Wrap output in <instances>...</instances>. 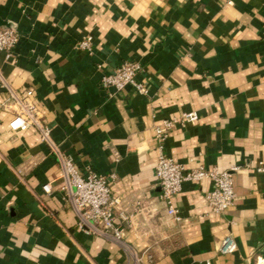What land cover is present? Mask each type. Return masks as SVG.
<instances>
[{
    "label": "crops",
    "instance_id": "crops-1",
    "mask_svg": "<svg viewBox=\"0 0 264 264\" xmlns=\"http://www.w3.org/2000/svg\"><path fill=\"white\" fill-rule=\"evenodd\" d=\"M0 21L19 35L13 59L0 53V264H264V0H0ZM123 61L139 64L144 93L102 86ZM27 89L49 143L8 126L11 93ZM164 120L176 123L160 140ZM159 152L186 169L236 167L232 206L212 212L211 182H184L172 218ZM57 153L113 176L121 238L77 228ZM226 235L236 249L220 254Z\"/></svg>",
    "mask_w": 264,
    "mask_h": 264
},
{
    "label": "built area",
    "instance_id": "built-area-1",
    "mask_svg": "<svg viewBox=\"0 0 264 264\" xmlns=\"http://www.w3.org/2000/svg\"><path fill=\"white\" fill-rule=\"evenodd\" d=\"M19 40L18 32L10 26H0V53H4L7 60L13 59V50ZM91 37L84 36L77 43L81 50L88 51ZM140 70L136 62L123 61L114 67L109 73L101 78L104 88L119 92L126 87L133 88L137 93H144L145 88L141 82H137L135 77ZM11 102L15 108V113L8 123L12 131L25 130L34 127L39 133L40 141L49 143V129L43 125L41 113L32 100L33 92L30 89L21 94L11 93ZM195 114H185L183 119L194 120ZM175 120H164L155 128V135L158 139L165 138L174 127ZM57 157L62 164V185L60 188L65 191L67 200L73 208L78 229L87 233L98 235H110L115 239L122 237L124 227L119 226L114 218V210L119 207L120 199L114 196L110 190L108 181L101 175L88 170L82 175L73 164L71 158ZM236 167L219 170L217 168L207 169L198 166L193 169H186L181 164L174 162L162 152H159L154 164V177L160 191L158 199L165 203L167 213L175 220H178L173 199L181 189L184 182H201L209 180L211 189L204 194V199L208 208L212 212L221 213L228 210L233 204L232 172ZM254 170L258 174L264 175V161L259 162ZM42 191L49 194L51 191L49 184H44ZM130 226L127 217H123ZM236 244L233 238L226 235L220 240L218 252L229 254L234 252Z\"/></svg>",
    "mask_w": 264,
    "mask_h": 264
},
{
    "label": "water",
    "instance_id": "water-1",
    "mask_svg": "<svg viewBox=\"0 0 264 264\" xmlns=\"http://www.w3.org/2000/svg\"><path fill=\"white\" fill-rule=\"evenodd\" d=\"M0 25H5L3 22L0 21Z\"/></svg>",
    "mask_w": 264,
    "mask_h": 264
}]
</instances>
